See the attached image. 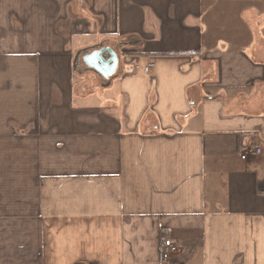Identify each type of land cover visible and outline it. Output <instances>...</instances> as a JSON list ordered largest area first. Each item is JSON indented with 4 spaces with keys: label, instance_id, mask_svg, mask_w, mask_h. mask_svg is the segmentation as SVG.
<instances>
[{
    "label": "crops",
    "instance_id": "obj_1",
    "mask_svg": "<svg viewBox=\"0 0 264 264\" xmlns=\"http://www.w3.org/2000/svg\"><path fill=\"white\" fill-rule=\"evenodd\" d=\"M0 264H264V0H0Z\"/></svg>",
    "mask_w": 264,
    "mask_h": 264
},
{
    "label": "water",
    "instance_id": "obj_2",
    "mask_svg": "<svg viewBox=\"0 0 264 264\" xmlns=\"http://www.w3.org/2000/svg\"><path fill=\"white\" fill-rule=\"evenodd\" d=\"M105 52L107 53L108 58L106 57ZM93 61L95 62L94 64H92L94 66V68L101 72L100 67H98V65L101 66V64H105L107 66H111V70H113V68L116 66V64L118 62V57L112 48L102 47L101 49H99L98 51L95 52ZM104 75L106 76V74H104Z\"/></svg>",
    "mask_w": 264,
    "mask_h": 264
},
{
    "label": "built area",
    "instance_id": "obj_3",
    "mask_svg": "<svg viewBox=\"0 0 264 264\" xmlns=\"http://www.w3.org/2000/svg\"><path fill=\"white\" fill-rule=\"evenodd\" d=\"M148 67H144V70L146 71ZM252 151L254 153H260L261 149L259 146H254L252 148ZM177 250V247L169 240H164L163 242V250H162V257L164 259H168L170 255Z\"/></svg>",
    "mask_w": 264,
    "mask_h": 264
},
{
    "label": "rangeland",
    "instance_id": "obj_4",
    "mask_svg": "<svg viewBox=\"0 0 264 264\" xmlns=\"http://www.w3.org/2000/svg\"><path fill=\"white\" fill-rule=\"evenodd\" d=\"M101 48H102V47H101ZM101 48H100V49H101ZM106 56H107V53H106ZM107 57H108V56H107ZM93 76H94V75H91V77H87L86 81L88 80L89 83H90V82H93V80H94ZM105 78H106V79H105ZM105 78H102V77H101V78L99 79L100 82H98V79L95 78V79H96V84L100 83L102 86H106L107 84L109 85L110 80L107 79V77H105ZM103 80H104V81H103ZM86 81H85V82H86ZM106 93H107V92H106ZM104 94H105V93H104ZM105 95H106V94H105ZM107 96H108V95H107ZM100 99H101V100H102V99L106 100V99H108V98H106V96H105V97L102 96Z\"/></svg>",
    "mask_w": 264,
    "mask_h": 264
},
{
    "label": "trees",
    "instance_id": "obj_5",
    "mask_svg": "<svg viewBox=\"0 0 264 264\" xmlns=\"http://www.w3.org/2000/svg\"><path fill=\"white\" fill-rule=\"evenodd\" d=\"M159 54H166V53H159ZM174 54V53H173ZM170 55V54H169Z\"/></svg>",
    "mask_w": 264,
    "mask_h": 264
},
{
    "label": "flooded vegetation",
    "instance_id": "obj_6",
    "mask_svg": "<svg viewBox=\"0 0 264 264\" xmlns=\"http://www.w3.org/2000/svg\"><path fill=\"white\" fill-rule=\"evenodd\" d=\"M107 71V70H106Z\"/></svg>",
    "mask_w": 264,
    "mask_h": 264
}]
</instances>
